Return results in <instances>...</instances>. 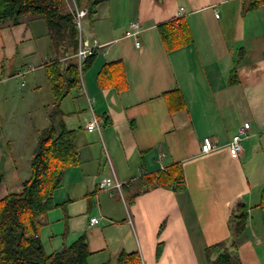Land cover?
<instances>
[{
    "label": "crops",
    "instance_id": "1",
    "mask_svg": "<svg viewBox=\"0 0 264 264\" xmlns=\"http://www.w3.org/2000/svg\"><path fill=\"white\" fill-rule=\"evenodd\" d=\"M250 2L105 0L86 18L85 35L99 54L83 73L85 92L72 89L56 120L78 132L81 163L67 168L43 219L39 236L47 254L82 238L91 264H116L124 253L139 254L143 264H209L208 248L230 250L237 242L243 264H264L258 207L264 189V4L250 10ZM173 21L187 24L192 43L165 45L159 27ZM133 23L141 28L140 46L125 36ZM72 55L53 44L42 18L0 29V200L22 193L31 178L38 137L51 125L55 103L46 68ZM45 88L52 95L46 102ZM89 101L100 132L87 129ZM245 123L251 136L233 156L228 145ZM206 139L219 149L204 154ZM177 163L185 173L182 191L158 187L135 197L140 178ZM113 175L124 186L122 195L98 188ZM240 206L248 222L237 238L231 218Z\"/></svg>",
    "mask_w": 264,
    "mask_h": 264
},
{
    "label": "trees",
    "instance_id": "2",
    "mask_svg": "<svg viewBox=\"0 0 264 264\" xmlns=\"http://www.w3.org/2000/svg\"><path fill=\"white\" fill-rule=\"evenodd\" d=\"M105 0H76L80 8L89 10L88 18L96 14V8ZM264 0H251L249 9H258ZM23 18H42L47 24L49 35L56 47L73 54L71 61L55 60L46 68V74L55 96V103L49 112L51 125L38 137L36 151L31 161V178L23 183L20 194H11L0 200V264H91L88 245L84 239L53 254H47L40 240L39 231L46 214L54 207L55 191L62 185L65 171L81 163V152L77 146L78 132L67 128L62 121L56 126L57 118L64 115L61 103L74 88L81 87L80 72L75 57L79 48L78 30L74 14L66 10L65 0H0V29L21 23ZM168 48H177L192 43L187 24L173 21L159 27ZM99 51L93 50L85 59L82 70L90 69ZM110 69V64H107ZM111 71L109 72V74ZM236 76L233 72V78ZM4 177L0 174V187ZM135 197L150 189L163 187L180 192L186 180L181 164H174L153 175H144L136 182ZM264 224V189L258 206ZM248 211L240 206L239 212L231 218L235 237L243 236L247 229ZM216 244L206 250L209 264H243L234 248L222 250ZM158 248V257L162 252ZM221 252V253H220ZM219 254L217 259L212 256ZM116 264H142L137 253L122 254Z\"/></svg>",
    "mask_w": 264,
    "mask_h": 264
},
{
    "label": "built area",
    "instance_id": "3",
    "mask_svg": "<svg viewBox=\"0 0 264 264\" xmlns=\"http://www.w3.org/2000/svg\"><path fill=\"white\" fill-rule=\"evenodd\" d=\"M74 2V6L76 8V16L74 18V23L77 27L78 30V34H79V49L78 52L76 54V58H77V62H78V66H79V72H80V79H81V88L82 90L85 92V84H84V76H83V70H82V65L85 61V59H87V57L92 53L93 50H95L94 48H92L89 45L88 39L86 37V35L84 34V29H83V22H84V18H86L89 15V10L87 8H79V6L77 5V2L75 0H73ZM217 17H219V15L217 14ZM141 28L140 25L138 23H133L130 27V30L128 32H126L125 36L126 37H133L136 39L137 41V46H140V41L139 40V36L141 34ZM34 71V70H33ZM89 107L91 108V112L93 115L92 120L89 122L87 129L90 132L93 131H101V127H102V123L101 121L97 118L96 115H94V110L91 106V102L89 101ZM250 132H251V125L250 123H245L237 132V134L233 137L232 141L230 142V144L228 145L229 151L231 153V155L233 156H239L242 152L243 149V142L245 139H247L250 136ZM219 144L215 143L213 141H211L210 139H206L203 143L202 146V152H204L205 154L210 153L211 151H215L219 149ZM123 184L118 180V178L113 175L109 178H104L103 181L101 180V182L99 183L98 188L100 190L103 189H114L117 190L121 195H122V189H123ZM91 223L92 224H96L98 223V219L97 218H92L91 219Z\"/></svg>",
    "mask_w": 264,
    "mask_h": 264
},
{
    "label": "rangeland",
    "instance_id": "4",
    "mask_svg": "<svg viewBox=\"0 0 264 264\" xmlns=\"http://www.w3.org/2000/svg\"><path fill=\"white\" fill-rule=\"evenodd\" d=\"M66 1V10L67 11H69V12H72L73 14H74V18H75V16H76V14H77V12H76V8H75V6H74V1L73 0H65ZM76 1V0H75ZM80 8V7H79ZM87 18V17H86ZM86 18H84V22H83V29H84V34H86L85 32H86V30H87V24H88V20L86 19ZM78 39H79V36H78ZM89 42V41H88ZM90 45V44H89ZM79 49V48H78ZM78 52V51H77ZM77 54V53H76ZM75 57H76V55H75ZM72 58V57H71ZM77 59V58H76ZM36 70L35 68H31L30 70H24V71H22L21 73H19V76L20 77H24L26 74H28V73H31V72H34V71ZM30 78H31V76L29 75V76H27L24 80L22 79L21 80V83H23V82H29V80H30ZM47 88V87H46ZM45 88V91H43V101H49L50 99V97L52 98V95H51V93H50V90L49 89H46ZM48 94H50V97H48ZM250 136H251V133H250ZM250 136L248 137V138H250ZM247 138V139H248ZM246 140V139H245ZM212 141V140H211ZM216 151V150H215ZM213 152V151H212ZM204 153V152H203ZM211 153V152H210ZM205 154V153H204ZM109 178V177H108ZM103 190H105V189H103ZM106 190H110V189H106ZM259 214H260V211H257L256 213H254L253 214V216H254V218H255V222L257 221L258 222V225H260V216H259ZM142 264H143V262H142Z\"/></svg>",
    "mask_w": 264,
    "mask_h": 264
}]
</instances>
